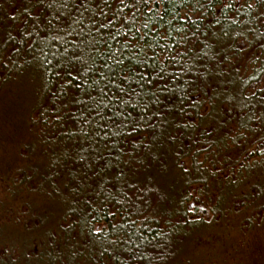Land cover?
I'll list each match as a JSON object with an SVG mask.
<instances>
[{"label": "trees", "instance_id": "obj_1", "mask_svg": "<svg viewBox=\"0 0 264 264\" xmlns=\"http://www.w3.org/2000/svg\"><path fill=\"white\" fill-rule=\"evenodd\" d=\"M63 4L0 0V264H193L187 241L259 229L264 0H164L100 35L99 0Z\"/></svg>", "mask_w": 264, "mask_h": 264}, {"label": "snow or ice", "instance_id": "obj_2", "mask_svg": "<svg viewBox=\"0 0 264 264\" xmlns=\"http://www.w3.org/2000/svg\"><path fill=\"white\" fill-rule=\"evenodd\" d=\"M41 3H43V0H40ZM100 4H103L104 8H98V15L101 17H105V20H97L94 16L88 17L91 25L93 28L97 29V34L100 35V30H108L110 27H115L118 23H120V27H126V23H121V21L131 22L133 23V26L136 21H138L139 17L144 14V9L148 8L149 11L152 9L149 7L150 5L155 6L157 3H163L164 0H99ZM69 3L76 8L77 14L79 13L80 8H84L85 11L88 10V8L91 6V4L95 3V0H64L63 7L65 9L69 8ZM127 8L129 11L135 13L132 16H128L127 13H125L124 9ZM104 9H108L109 12L112 13L111 18H108L107 12L104 11ZM138 14V15H137ZM61 23L68 24V26H71V24H76L77 20L73 19V14L71 11L67 12V14H61L60 17ZM69 21H71V24H69ZM98 25V27H97ZM147 27V24L144 25ZM132 29L129 28L128 31H131ZM91 29H89V32ZM81 32H83V29H81ZM116 35H120L119 29L116 31ZM103 37H107L109 39H115V36L111 34L110 31H105L103 33ZM97 43L96 39L93 38L91 41V46L94 47ZM80 45H83L81 48V55H76L75 59L77 62L81 63V66L83 67L86 64V61L83 57V51L84 48L89 47L90 45L85 43L84 40L80 41ZM112 59L113 64H116L118 66L123 65L122 60L115 59V56L109 57ZM102 67L104 69H107V73L102 72L101 73V79L104 78L105 75H110L112 77L120 78V72L124 73V76L122 79H127L128 75L125 69L122 67H118L117 69H113L111 65H109L107 62H105ZM90 67H84V72H90ZM110 83H113L117 89H119V92H123L124 89L120 87L119 84H115L114 80L109 81ZM98 81H94L93 84L98 85ZM101 92H103V89H101ZM121 103H127V101H123L121 99ZM119 115V113H117Z\"/></svg>", "mask_w": 264, "mask_h": 264}, {"label": "rangeland", "instance_id": "obj_3", "mask_svg": "<svg viewBox=\"0 0 264 264\" xmlns=\"http://www.w3.org/2000/svg\"><path fill=\"white\" fill-rule=\"evenodd\" d=\"M0 155L2 156L1 151ZM218 232L220 233V230H215L212 232V235L207 237L208 239L211 238L209 243L205 240L202 244L187 241L184 247L185 253L182 263H185L187 260L191 259L193 264H211L210 262L216 264H226L223 263V261L226 259L229 264L232 261L237 262V264H264V224L259 229H254V231H251V234L245 230L246 235L243 236L242 232L241 238L239 237L240 234L236 232V230L231 232V237H229L230 240H228L229 247L224 248V251L221 248L217 251H211V248L216 246L215 242L219 237L217 235ZM241 239L243 242L245 240V243H242ZM232 244L237 246L236 248H238L239 254L235 255L234 253H231V255H227V251L231 249ZM202 250H206V252H203ZM195 261L197 262L195 263Z\"/></svg>", "mask_w": 264, "mask_h": 264}]
</instances>
